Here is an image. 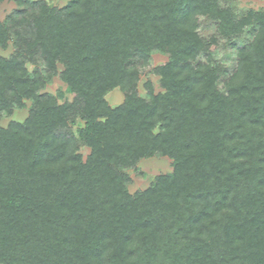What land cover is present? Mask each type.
Returning a JSON list of instances; mask_svg holds the SVG:
<instances>
[{"label": "trees", "instance_id": "obj_1", "mask_svg": "<svg viewBox=\"0 0 264 264\" xmlns=\"http://www.w3.org/2000/svg\"><path fill=\"white\" fill-rule=\"evenodd\" d=\"M16 1L24 15L0 21V48L18 39L0 57V115L31 106L0 125V264H264V10ZM200 15L215 23L206 41ZM248 25L228 72L214 51ZM152 52L168 56L152 68L162 90L145 81L141 96ZM54 76L70 100L41 92ZM115 87L123 101L110 107ZM153 155L172 172L128 192L127 169Z\"/></svg>", "mask_w": 264, "mask_h": 264}, {"label": "rangeland", "instance_id": "obj_2", "mask_svg": "<svg viewBox=\"0 0 264 264\" xmlns=\"http://www.w3.org/2000/svg\"><path fill=\"white\" fill-rule=\"evenodd\" d=\"M48 6H53L55 8H60L65 5L69 0H44ZM222 5H230L235 19H238L243 13L249 10L261 11L264 10V0H220ZM19 6L16 0H0V21L9 19L13 17L14 19H19V17L24 15L23 13L19 15ZM197 32L206 41L208 37L214 33L215 23L213 20L206 16L200 15L197 17ZM24 24V23H23ZM20 25L18 28L20 33H25V25ZM11 29V30H14ZM251 26L243 27V31L235 38V42L219 40L217 48L212 56V61L216 64L221 63L223 66L227 67V71L231 72L236 64L237 59V48L242 46L244 43L251 41L254 36L253 31H250ZM18 39L14 34L10 35L8 39L7 46L5 48H0V57H9L11 54L17 51ZM234 45V46H233ZM167 54L161 52H152L150 56V63L144 69L143 74L138 78L136 89L139 95L146 96L147 89L144 85L145 81H150L152 83V88L154 92L161 91L159 86V76L152 72V68L157 65L162 64L167 61ZM200 61H206V57H198ZM27 67L30 69L32 65L27 62ZM61 64H57V69L61 70ZM219 81H222L219 80ZM41 92L56 95L59 102L64 100H70L71 95L68 93L66 84L58 77L54 76L50 82H48L44 88H41ZM106 101L110 107H114L123 101V92L115 87L107 92ZM31 106V101L24 99V105L20 108H15L10 113L3 112L0 115V125L6 126L11 120L21 122L23 121L29 113V108ZM82 125L81 121L76 122L75 126L79 127ZM82 155L87 152L86 147H80L78 150ZM173 169L172 159L165 155H153L150 157H144L137 161L134 169H127L130 177L129 183L126 185L128 192L133 193L135 191H141L149 187L155 180V178L162 174L171 173Z\"/></svg>", "mask_w": 264, "mask_h": 264}]
</instances>
